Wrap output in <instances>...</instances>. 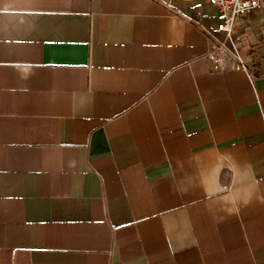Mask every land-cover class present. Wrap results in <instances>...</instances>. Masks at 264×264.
Instances as JSON below:
<instances>
[{"label":"crops","instance_id":"crops-1","mask_svg":"<svg viewBox=\"0 0 264 264\" xmlns=\"http://www.w3.org/2000/svg\"><path fill=\"white\" fill-rule=\"evenodd\" d=\"M216 15L0 0V264H264V7L246 68Z\"/></svg>","mask_w":264,"mask_h":264},{"label":"built area","instance_id":"built-area-1","mask_svg":"<svg viewBox=\"0 0 264 264\" xmlns=\"http://www.w3.org/2000/svg\"><path fill=\"white\" fill-rule=\"evenodd\" d=\"M217 9L216 28L202 27L211 44L208 57L215 67H220L223 56H230L239 68H246L237 40L234 26L237 17L264 7V0H207Z\"/></svg>","mask_w":264,"mask_h":264}]
</instances>
